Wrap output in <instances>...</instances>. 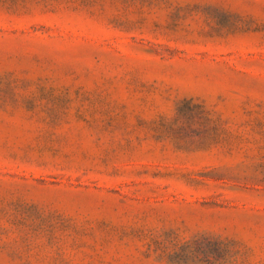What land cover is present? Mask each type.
Segmentation results:
<instances>
[{"label":"rangeland","instance_id":"374dc122","mask_svg":"<svg viewBox=\"0 0 264 264\" xmlns=\"http://www.w3.org/2000/svg\"><path fill=\"white\" fill-rule=\"evenodd\" d=\"M0 264H264V0H0Z\"/></svg>","mask_w":264,"mask_h":264}]
</instances>
